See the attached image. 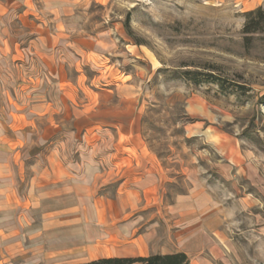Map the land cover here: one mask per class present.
Returning <instances> with one entry per match:
<instances>
[{"label":"crops","instance_id":"obj_1","mask_svg":"<svg viewBox=\"0 0 264 264\" xmlns=\"http://www.w3.org/2000/svg\"><path fill=\"white\" fill-rule=\"evenodd\" d=\"M41 7L37 22L33 0H0V264L176 252L189 264H219L234 212L198 177L166 199L135 88L70 79V58L87 51ZM236 173L252 188L236 209L249 210L245 220L264 238L261 166L244 158Z\"/></svg>","mask_w":264,"mask_h":264},{"label":"rangeland","instance_id":"obj_2","mask_svg":"<svg viewBox=\"0 0 264 264\" xmlns=\"http://www.w3.org/2000/svg\"><path fill=\"white\" fill-rule=\"evenodd\" d=\"M33 5L37 22L41 6H51V18L62 19L70 40L80 38L87 51L70 58V79L133 85L142 140L166 199L185 194L198 177L234 212L238 220L218 263L264 264L263 236L245 220L249 210L236 209L238 197L252 190L237 164L253 159L264 176V0ZM52 24L57 32L59 23ZM220 164L228 165L227 176Z\"/></svg>","mask_w":264,"mask_h":264},{"label":"trees","instance_id":"obj_3","mask_svg":"<svg viewBox=\"0 0 264 264\" xmlns=\"http://www.w3.org/2000/svg\"><path fill=\"white\" fill-rule=\"evenodd\" d=\"M81 264H189L187 255L176 252L165 255H150L147 257H107Z\"/></svg>","mask_w":264,"mask_h":264}]
</instances>
